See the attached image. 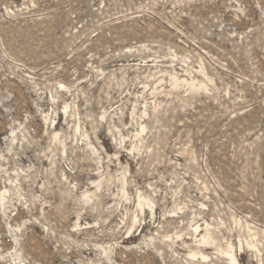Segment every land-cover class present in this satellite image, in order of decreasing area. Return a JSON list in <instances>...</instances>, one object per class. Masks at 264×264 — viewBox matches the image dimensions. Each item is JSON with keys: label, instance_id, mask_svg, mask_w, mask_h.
Wrapping results in <instances>:
<instances>
[{"label": "rangeland", "instance_id": "rangeland-1", "mask_svg": "<svg viewBox=\"0 0 264 264\" xmlns=\"http://www.w3.org/2000/svg\"><path fill=\"white\" fill-rule=\"evenodd\" d=\"M4 189L0 264H264V0H0Z\"/></svg>", "mask_w": 264, "mask_h": 264}, {"label": "bare ground", "instance_id": "bare-ground-1", "mask_svg": "<svg viewBox=\"0 0 264 264\" xmlns=\"http://www.w3.org/2000/svg\"><path fill=\"white\" fill-rule=\"evenodd\" d=\"M8 191H9L8 189H4L3 191L1 190V191H0V199H1V198L4 199L5 196H7L6 193H7ZM203 256H205V255H203ZM232 260L237 262V258H236L235 256H232Z\"/></svg>", "mask_w": 264, "mask_h": 264}]
</instances>
